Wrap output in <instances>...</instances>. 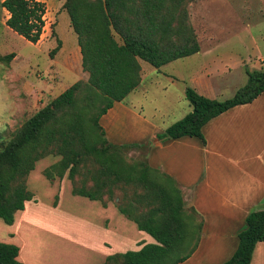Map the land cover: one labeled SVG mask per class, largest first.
Listing matches in <instances>:
<instances>
[{
	"label": "trees",
	"instance_id": "1",
	"mask_svg": "<svg viewBox=\"0 0 264 264\" xmlns=\"http://www.w3.org/2000/svg\"><path fill=\"white\" fill-rule=\"evenodd\" d=\"M137 1L141 3L139 9L131 5ZM169 1L66 0L63 8L78 38L82 67L89 74L85 87L90 94L83 102L79 95L84 84H74L2 145L0 218L7 225H13L16 213L34 199L28 178L37 162L55 154L61 160L44 170L48 180H62L68 172L73 195L100 201L105 207L114 202L121 214L157 242L139 251L109 256L103 264H180L192 255L196 244L189 236V216L175 180L152 168L146 159L129 162L123 155L127 147L111 144L101 126L102 117L114 104L123 102L141 85L142 61L161 69L200 51V44L188 26L182 23L176 31L172 26L175 15L167 20L165 9ZM2 7L9 14L6 25L12 31L32 44L40 40L45 24L44 2L4 0ZM185 28L191 37L183 44L170 39L171 33L179 34ZM115 32L122 42L116 40ZM59 49L60 45L54 51ZM15 57L11 53L0 57V61L10 63ZM247 74L246 86L223 101L189 88L186 97L193 111L158 135L159 140L192 137L206 143L202 131L206 124L234 107L252 103L264 93V70H247ZM100 103H104L102 108L98 107ZM87 160L98 166L95 172H89L91 188H86V181L80 187L76 183L79 169ZM120 187L125 194L117 202L115 193ZM128 187L133 189L132 195L128 194ZM143 204L148 209L138 210ZM261 242H264V210L248 215L236 252L223 264H252L254 251ZM19 252L18 246L0 242V264H23L18 260Z\"/></svg>",
	"mask_w": 264,
	"mask_h": 264
},
{
	"label": "crops",
	"instance_id": "2",
	"mask_svg": "<svg viewBox=\"0 0 264 264\" xmlns=\"http://www.w3.org/2000/svg\"><path fill=\"white\" fill-rule=\"evenodd\" d=\"M211 36L214 43V31ZM202 51L200 42L197 54ZM194 88L207 98H217L211 89L200 91L197 85ZM101 126L111 144L146 150L148 164L175 180L182 191L185 209L196 215L192 217L187 210L188 228L197 230L193 242L196 247L180 264H223L230 260L238 248L239 234L246 228L248 215L264 210V93L252 103L234 107L206 124L202 130L206 143L192 137L160 141L158 135L168 127L141 116L125 101L114 104L102 117ZM37 169L36 164L28 185L41 182L52 200L53 196H62L63 188L69 187L72 192V183L64 186L70 181L68 177L53 182L46 178L47 184L41 176L46 168L40 172ZM73 196L77 200H71L81 207L86 222L79 232L80 238L65 234L58 239L51 234L50 226L41 225L43 222H39L34 211L44 207L34 194L25 209L16 213L13 225L4 221L0 224V242L18 246V260L23 264H103L109 256L139 251L145 245L157 243L113 203L105 207L100 201ZM52 200L50 210L56 213L59 202H54L53 207ZM194 220L199 222L197 226ZM252 264H264V242L257 245Z\"/></svg>",
	"mask_w": 264,
	"mask_h": 264
},
{
	"label": "rangeland",
	"instance_id": "3",
	"mask_svg": "<svg viewBox=\"0 0 264 264\" xmlns=\"http://www.w3.org/2000/svg\"><path fill=\"white\" fill-rule=\"evenodd\" d=\"M3 1L0 0V57L11 53L16 57L10 63L0 61V149L39 110L74 84H84L79 95L83 102V98L90 94L85 87L89 74L82 67L80 47L77 49L78 38L63 8L66 0H40L46 4V14L43 33L36 44L28 42L6 25L9 14L2 7ZM131 5L138 9L141 7L139 1L131 2ZM174 15L173 28L177 31L180 25L188 26L194 38L199 44L201 42L203 51L161 69L142 61L144 83L124 100L141 116L164 128H169L193 111L186 97L189 88L197 85L200 91L213 90L217 95L215 100L230 99L248 83L247 70H264V62H261L264 58V0H171L167 3L165 16L170 21ZM258 16H261L260 21ZM129 18L133 19L130 15ZM212 31L215 34L214 43L211 40ZM114 35L117 41L122 42L118 33ZM169 37L180 45L191 35L185 28L179 34L171 33ZM59 45V51L55 52ZM103 105L100 103L98 107ZM128 127L132 129L131 125ZM125 147L123 155L129 162L145 160L146 150L130 145ZM59 160L61 156L49 155L37 163L36 172L49 168ZM97 168L89 160L82 164L76 179L77 186L86 181V188H91L89 172H95ZM44 175L41 176L47 180ZM67 176L68 172L65 178ZM69 184L70 181L64 186ZM28 186L32 193L39 196L38 203L44 207L34 211L39 222H43L41 225L50 226L51 234H56L58 239L65 234L80 238L79 232L85 228L86 222L81 207L71 200L77 199L70 188H63L62 196H53L52 200L51 193L41 182ZM120 188L115 193L117 202L125 194V189ZM126 189L132 195L133 189ZM66 190L67 195L64 194ZM51 200L53 207H56L54 202H59L56 205L60 208L56 213H51ZM140 209L146 211L148 206L140 205ZM190 212L188 210L189 215L196 216ZM193 223L196 226L199 224L196 220ZM0 224H4L1 218ZM68 226H71L70 229H66ZM188 232L194 242L196 228L189 227Z\"/></svg>",
	"mask_w": 264,
	"mask_h": 264
}]
</instances>
